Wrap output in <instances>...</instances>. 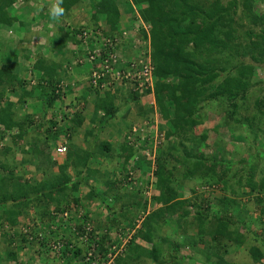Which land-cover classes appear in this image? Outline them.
<instances>
[{
  "label": "trees",
  "instance_id": "obj_1",
  "mask_svg": "<svg viewBox=\"0 0 264 264\" xmlns=\"http://www.w3.org/2000/svg\"><path fill=\"white\" fill-rule=\"evenodd\" d=\"M87 1L86 8L92 11L93 17L105 19L109 27L107 34L110 36L105 33L104 37L109 44L114 45L115 49H112V52H118L116 49L118 37L115 36L119 33L118 25L121 20L119 0ZM132 1L130 5L137 9L139 14L134 16L133 23L140 22L145 26L139 32L144 40L149 41L151 48L155 77L154 95L156 106L163 119L167 121L165 135L167 143L157 150L155 158L154 175L157 177L156 188L159 194L153 200L157 206L146 214L139 233L135 236V239L140 238L150 247L147 248L131 240L127 250L116 256L114 264H134L146 258L152 260L154 264H165L166 246L176 255L180 254L184 247L191 249V255L187 254L182 258H190L199 264H239L226 259V254L230 252L228 247L230 244L243 246L247 236L241 228L249 230L240 218L242 209L236 196L238 192L229 184V176H232H228L230 167H225L220 161H216L215 164L208 163L206 166L207 162L203 160V154L197 152L196 147L208 139V135L205 133L197 137L192 132L204 121L202 110L206 101L218 99L233 101L246 96L249 92L252 81H255L254 68L244 64L243 58L251 56L257 61L255 55L259 54L264 59V13L253 11V6L258 0H243L241 7L238 0ZM16 2L17 0H0V25L10 27L16 22L17 17L11 12ZM83 2L84 0H63L65 13L62 17L67 16L74 7L83 5ZM240 8H243L241 10L245 15L243 11L242 14L237 12ZM244 9L248 11V15ZM245 19L248 20L246 25H249V29L246 28L244 35H241L237 27ZM258 25L260 29L252 28ZM86 29L81 27L60 33L57 40L58 49L64 48L66 38L78 44V35ZM97 29L101 30L99 27ZM244 37L247 39L245 44ZM254 38L260 41L257 42ZM19 57L15 55L10 64L0 65V142L7 137L11 138L10 145L0 148V211L3 212V215L0 213V228L5 227L4 224L10 227L5 236L10 244L12 245L15 238L13 230L18 227L21 218L29 213V210H34L35 206L42 205L43 220L53 219L51 224L53 232L62 228L65 221L59 219L55 213H65L66 208L63 207V203L68 206L69 197H72L73 192L79 191L80 187L89 188L87 199L100 202L109 213L112 208L105 204L106 198L120 194L119 191L123 188L125 191L120 196L123 198L121 208L124 210L130 208L132 212L133 210L146 212L148 204H145V197L128 191L131 187L124 184L126 179H135L132 174L135 168L129 169L133 151L138 148L135 145L129 146L122 142L118 147H114L109 141L100 142L97 136L95 143L91 145L92 151H83L72 142L69 144L66 160L62 165L57 166L55 162L49 164L50 157L47 153L51 141L57 138L59 140L62 134H67L72 139L73 133L82 128L86 118L82 112H76L70 121V127L53 130L60 120L59 115L54 112L52 119L49 120L51 126L46 127L43 136L44 126L38 125L42 119H34L32 114L25 113V109L29 100L35 95L47 96V104H43H46L48 109L54 108V103L61 97V92L56 91H62L61 79L57 75L59 65L44 57H38L31 69L39 71L41 75L36 78V84H33L31 80L20 77L16 72L19 67ZM29 57L30 55H24L23 58L27 61ZM233 69L236 70L235 74L228 75L234 71ZM222 73L227 74V77L221 84L215 86L214 83ZM126 84L128 86L126 90L124 89L125 93L119 94V90L116 94L106 92L105 97L96 100V114L102 111L103 116L94 115L91 120L93 125L102 127L115 117L121 108L117 103L118 100L125 98L126 101H139L142 98L143 95L137 92L135 87L129 82ZM14 95H18V101L8 99L9 96ZM260 112L264 117L262 108ZM258 131L260 133L263 130L258 129ZM95 132L91 128L86 132V138L89 135L93 137ZM258 133L255 137H258ZM30 134L32 137H29ZM141 139L139 132L134 143L137 144ZM188 143H193L194 146L189 147ZM18 147L23 154L20 163L14 159L10 160L12 156H16L14 149ZM95 152H99L102 158L113 159L112 161L122 166L118 178L113 169L108 168L106 164L101 168L92 167L91 159L94 158ZM137 155L140 160L148 162L140 152ZM221 157L225 158L224 155ZM45 162L46 164L43 165ZM34 163L38 164L35 165L36 172L41 173L45 178L41 181L34 179L31 184L27 180L23 181L17 170L21 168L20 166ZM56 166L58 172H53ZM123 168H126L125 175L122 174ZM250 168L244 186L255 194V203L261 206L260 213L264 215V177L256 179V167ZM243 171L247 173L246 170ZM89 179H94L100 186H90ZM185 179L202 180L204 186L212 189L223 183L233 196L223 191L225 194L215 199L219 203L218 208H212L210 204L207 205L206 199H201L202 194L196 195L194 187H191V197L182 196L181 184ZM232 180L233 183H240V186L243 179L240 180L236 174L232 176ZM75 202H79V199L76 198ZM52 205H54V213L50 212ZM247 212L248 210H245L243 213L247 214ZM167 222L180 228L182 232H186L188 225L197 227L198 242H190L193 238L184 237L186 241L180 243L163 234ZM97 228L99 229L100 226L98 225ZM95 233L88 234V240L83 243L91 248L93 242L92 248L97 247L100 258L106 247L109 248L105 244H110L111 240L106 232L101 238ZM42 244L44 246L45 242ZM199 244L203 248H198ZM262 244L264 246V238ZM74 249L71 250L75 251L74 256L81 257L82 249ZM249 253L254 264H261L264 261V252L260 247L251 246ZM63 254L65 255V252ZM6 256L8 259H17V254L12 250H9Z\"/></svg>",
  "mask_w": 264,
  "mask_h": 264
},
{
  "label": "rangeland",
  "instance_id": "obj_2",
  "mask_svg": "<svg viewBox=\"0 0 264 264\" xmlns=\"http://www.w3.org/2000/svg\"><path fill=\"white\" fill-rule=\"evenodd\" d=\"M127 1L130 4L131 2H133L132 0H127ZM238 1L240 2L239 6L241 7L242 5L241 1L243 0H238ZM22 2H23L22 4L19 3V8L23 6L22 10H26L27 8H31V7H32L30 9L31 11L36 10V7H34L35 0H23ZM81 6L83 7V9L85 8L86 13L91 15V12H88L87 11L88 9L86 8L88 7L87 0H85L83 5ZM131 7L133 9L132 17L134 18V16L135 17L139 16L137 9H135L132 5ZM241 9L243 8H240L237 11L239 14H242L243 10ZM245 11L248 15V11L247 10ZM253 11L259 14L264 13V0H258L253 6ZM42 14H45V12H42ZM243 14L245 15L244 11ZM46 15H49L48 12ZM247 22L248 20L246 19L240 22L241 25L237 27L239 30V34L244 35V31L247 30L246 28L249 29V25H246ZM244 25L246 26L242 27ZM57 26L47 29L48 32L47 35L45 34L46 36L45 40L42 41L45 42L44 47L48 46L53 49V52L55 53L54 54L55 59L56 58L60 59V56L62 55L61 59L65 61L67 50L63 48L61 50L63 52L60 53L59 55L56 51L57 49L55 50L54 47L55 44L52 43V41H50L53 39L57 40L56 39L58 34L57 31L61 32V29L64 28L63 24H60V28H57ZM2 27H4L5 31H8V26H2ZM74 27H80V28L84 27L92 32L98 31L97 23H94L92 19L91 21L86 22L85 24ZM74 27H72V30L74 29ZM144 27L145 26L144 25L142 26L140 22L134 24L132 30L133 32L131 33V35L136 36V34H140L141 32H139V30ZM45 28L46 26L44 21L38 22L36 20H33V22L30 23L28 22L26 25L23 24L21 28L18 27V29L15 30V35L19 37L24 36V38L21 41H16L15 43H12V41H10L7 44L11 49H14V50L10 49L11 51L15 52V54L13 53V55H18V57L20 56L19 58L21 59V61H22V57H24L25 55V52H28V55L30 54L29 59L27 61H23L22 66H24V68H21L22 71L21 77H25L24 75L27 74V76L25 77L27 78V80L33 81L36 77H38L37 75L34 76L32 75L33 77H31L28 74V72L30 70L29 68H32V64L39 57L40 54V53L38 54L39 47H37L38 49H36L37 44L35 43V41L36 39L40 40L41 36L39 35L41 34L39 33L41 31L43 32ZM252 28L260 29V26L259 25L258 27L253 26ZM100 31H101V37H104L105 35L103 31L102 30ZM0 35H2V32H0ZM144 39L143 36L141 35L140 39L137 40L140 42L139 49L142 50L151 49L148 48L149 46L147 45V40ZM254 40L257 42L260 41L258 38H254ZM246 42L247 39H245L244 37V44ZM69 45L71 47V54H75L74 57L78 61L81 58L79 43L77 44L71 42V44ZM4 49H6V45L3 46L0 45V53H2ZM34 49L37 50L36 55L33 54ZM41 51L45 52L44 54L46 56H50L52 58L51 60H53V55L49 54L50 52H46L45 48L41 49ZM122 56L127 58L124 54ZM255 56L257 57V61L253 60V57L251 56L243 58L244 64H249L254 68L255 81H252L253 83L247 95L233 101H229L227 99H218L216 101H211V102L206 101L207 103L204 105V110H202L203 111L202 118L204 119V121H202L200 125L196 126L192 132L193 135L197 137H200L205 133L208 135V139L204 140L200 145L196 147V151L199 152L200 154H203L204 156L203 160L204 161L206 160L207 162L205 164L206 166L208 163L215 164L216 161H220L223 165H225V167L227 166L230 167L229 170L231 171L229 172L228 176L229 175L236 176L237 174L240 180L243 179L241 181V185L239 186L240 183L239 184H236L235 182L233 183L232 176H229L230 177L229 184L231 188H234L238 192V195L236 196H238L237 200L239 201V204L241 205V209H242V214L240 218L245 222V226L249 230L246 231L244 230V228H241V230L244 231L245 232L244 234L247 236L245 240V244L243 246L238 247L236 245L230 244L228 247V250L230 252L226 254V259L230 260L231 262L239 263V264H254L251 255L249 253V248L251 246H258L264 252V246L262 244V239L264 238V234H263L264 215L260 213L262 208L261 206L259 207L255 203L256 200L255 194H252L249 188L244 186L245 178H247V174L251 169L250 167H254V166L256 167V171H255L256 179H260L261 177H264V119H263L264 117H262V113L260 112V108L264 110L263 107L264 106V59L259 54ZM11 57L12 55H9V58ZM233 62L235 63L236 61ZM77 66L79 67L80 64ZM235 71L236 70L231 71L228 75L231 76L234 75ZM226 77L227 74L222 73V75L219 77V79L216 80L214 85L217 86L221 84ZM121 85L122 84L120 82H118L116 85L117 89L119 90L118 92H120L119 94L125 93L124 89L126 90L128 86V84L126 86L124 85L121 86ZM67 89L68 87L65 88L66 91ZM209 91L211 92V90ZM124 102H125L124 99H122V100H118L117 103L118 105L123 106ZM32 103L34 104L33 107L26 108L25 111L27 112L28 110H34V112L31 113L33 115V118L38 120L42 119V121L38 125L44 126L42 127L43 136H44L46 127L51 126L49 120L52 119L51 117L53 113H49L48 111L47 113L43 112V104L41 105L38 102L37 103L32 102ZM64 107L65 106L62 107L63 110ZM74 109L79 110L78 104L74 106ZM158 111L159 108L158 110H155V108L153 109L154 118L156 121L157 120L159 121L160 129L163 131L161 132L164 133L167 127V121L162 118V116L158 113ZM21 113H23V111ZM121 126L122 125L120 124L119 127ZM137 128L140 129L139 126H137ZM258 129H261L263 131L258 133L259 132ZM53 130L56 129L54 128ZM120 130H122V128ZM130 131H131V127L125 132L126 133L125 136H127L128 138L131 135ZM257 133H258V137L257 136L255 137ZM146 134H150V133L147 132ZM8 138L9 137H7V139L4 141L3 143L4 146L10 145L11 138L10 139ZM71 140L72 139H70L69 135L62 134L61 138L57 140V142L60 144L67 143V145L69 146ZM99 141L101 142L102 140L100 139ZM52 143L53 144L51 147H53L54 150V147H56V142L53 141ZM166 143H167V139L165 137V140L162 141L160 148L165 146ZM188 144L189 147L192 145L194 146L193 143H188ZM156 155L152 156L151 159L148 160V162L150 163L146 161L139 162V167L136 168V170L139 171L136 172L137 173L136 175L138 176L137 183L135 184L132 183L131 186L130 184L132 182L131 180L129 179L124 180V184L126 183L131 187V189H129L128 191L133 193H139L141 194L140 196L143 195L145 197V204H148V209L153 205V201L151 199L152 195H149V192H153L154 194L157 193V190L154 186L157 180V177L154 175V172L156 170L155 169L156 164H154ZM222 155H224L225 157V158L223 157L224 159H222L221 157ZM15 158L16 159L19 158L18 154L17 156H12L10 160L11 161L13 159L15 160ZM98 164L99 166L105 164L108 165V168H110L111 170L113 169L116 178H118V174H120L122 168V166H119L120 164L116 163V166L115 165L111 166V161L109 162L105 161L104 163L101 161L95 162V166L97 165L96 167H98ZM56 167L53 169V172H56L57 170ZM117 169L118 171H116ZM243 170H246L247 173L244 172ZM122 171H123L122 174L125 175L126 168H123ZM108 173L111 172L108 171ZM240 174L243 176L241 177ZM147 177L148 180H146ZM30 179H31V173L29 172L27 180L30 181ZM88 184L90 186L98 185V183H96L94 179H89ZM181 185H182L183 197H191L192 196L191 187H194L196 195L202 194L201 199H206L208 201L207 205L210 204L211 207L215 209L218 208V204H219L218 201H216L215 199L220 198L221 195L223 196L225 194V192L223 191H226L227 194L233 196V194L229 192L228 188L223 183H219L218 186H214V188L212 189L207 186H204V181L202 180L192 181L190 179L188 180L185 179V181ZM99 186L100 184L98 185V187ZM101 188L105 189L104 187ZM89 190H90L89 188L80 187L79 191L73 192L72 197H69L70 203L68 206L67 204H65V202L63 203V207L66 208L65 210L66 214L64 212H61L59 214L55 213V214L57 215V217H59V219L61 218L63 221H65L64 222L65 225L58 230L55 229V232L52 231V225H51L53 224V219L48 218L46 220H43L41 216L42 205L35 206L36 208H34V210H29V213H27L25 216H23V218H21L20 225L23 228L22 229L20 228L19 230V225H18L17 229L13 230V235L15 236L14 238L15 240L13 239L12 245L8 241L7 237H5L7 234L6 228L4 229V227H1L0 228V264H92V262L86 260V258L88 252L94 248V247L92 248L93 242H91L92 243V246H90L91 248H88V244L84 245L85 241L88 240L89 237L88 234L92 232L94 233L96 232L95 234L97 235L98 238H101V236L104 235V232H106L110 236L111 242L110 244L106 243L105 246H109L110 248L114 243L117 245L120 244L121 246L122 243L126 241V239H127L126 241L127 245L125 244L126 246L122 248L123 251L127 250L130 244V242H128L129 239L130 240L132 239V241L135 240L136 243L143 245L147 248L150 247L148 243L144 242L140 238L135 239V236L139 233V230L142 226L143 218L141 217V215L143 213H141V211L138 210H133L132 212L130 208L128 210H124L123 208H121L123 198H120V196H122V192L125 191L123 188L121 189V191H119L120 194L117 193V195L114 194L111 197L106 198L105 204L107 206L108 205L111 206L112 208L111 213H109L104 207V205L100 204V202L97 203L95 201H89L87 199V193ZM76 198L79 199V202H75ZM245 210H248L247 214L243 213ZM50 212L51 213L55 212L54 205L50 207ZM1 214L3 215V212ZM85 215H87L88 217L86 218ZM98 225L100 226L99 229L97 228ZM86 227L90 228L91 231L84 230L85 231L84 233L82 229H86ZM15 232L17 235H15ZM163 232H164L163 234L168 235L170 238L180 243L186 241L185 239H190V237L193 238L190 239L191 240L190 242H198L199 239V236L197 235V227L193 225H188L186 232H182L180 228L175 227V225H170V223L167 222L166 226L163 229ZM184 237L186 238L184 239ZM91 239L95 240L93 238ZM54 240H60L63 244L62 246L63 250L61 256L53 252V250H51V246L50 247L48 246V244H51V242H53ZM208 240H210L209 237ZM42 242H45L44 244L45 247L43 246ZM197 247L203 248L201 244L197 245ZM73 248L75 249L81 248L83 251L82 257L76 258V256H74L75 251H71L73 250ZM95 249L96 250L94 254H96L98 251L97 247ZM165 249H166L165 250L166 258L164 259L166 262L165 264H199L190 258L187 259L182 258L187 254L191 255V251H190L191 249L189 248H185V247L182 248L180 254L177 255L174 252H172L171 248H168V246H166ZM9 250H12V252L14 251L17 254V261H14L16 259L7 258L6 255ZM63 252H65V255L63 254ZM171 254L172 257H170ZM134 264H154V262L146 258L144 260L135 262ZM261 264H264V261Z\"/></svg>",
  "mask_w": 264,
  "mask_h": 264
},
{
  "label": "crops",
  "instance_id": "obj_3",
  "mask_svg": "<svg viewBox=\"0 0 264 264\" xmlns=\"http://www.w3.org/2000/svg\"><path fill=\"white\" fill-rule=\"evenodd\" d=\"M84 2H85V0H84ZM53 3H55V0H35L34 7H36V10H32V11L30 10L32 7L27 8L26 10H22L23 6L20 8L17 6H14L12 8V13H13V15H15L17 17L16 22L12 26L8 27V31H5L4 27H2V25L0 26V32H2V35H0V45H2V46L6 45V49H4V51L2 53H0V63L1 64H10L11 60L15 56V55H13V53L15 54V52L11 51L14 49H11L7 44L10 41H12V43H15L16 41H21L24 38V36L19 37V36L15 35V30H17L18 27L21 28V26L23 24L26 25L28 22L29 23L33 22V20H36L38 22L44 21L46 28H45V30H43V32L41 31L39 33V34H41V35H39V36H41L40 40L36 39V41H35V43L37 44L36 49H38L37 47H39V50H38V54L40 53L39 57L40 56L44 57L45 59L59 65V70H57V75L59 76V79L65 81L63 84V88L68 86L67 91L66 92L64 91V95H62L60 97V99H58L54 103V106H53L54 108L48 109V107L46 106V104H47L46 103V97H42V95H39V96L35 95L33 97V99L29 100L27 108L33 107L34 104L32 102H36V103L38 102L39 104L42 105L43 101H44V103H46V104H43V112H46V113H47V111L49 113L55 112L57 115H60V113H62L61 116L59 117L60 120L58 121V124L55 127V129L59 128V127H62V128L70 127L71 126L70 121H71L72 117L74 116V114L76 112H79V113L82 112V114L85 116L86 120H85L82 128L79 129L76 133H73L71 143L73 142L83 151L89 152V151L93 150V147L91 148V145H93V143H95V138L97 139V136H98L99 140L101 139L102 141H104V140L109 141V142H111V144L114 145V147L115 146L118 147L119 144L122 143L124 138H125L126 130H128L132 126V124L138 125L139 127H141L143 132H147V129L145 128V123L147 122V120L149 118L154 116V112H152L151 110L153 107L156 110H158V108L156 107L157 104L153 106V104H155V100H154V96H152V95L146 96L145 98H141L139 101H129V100L126 101L124 98V101H125L124 105L120 108V111L115 115V117H113L104 126L102 125V127H99L97 124L93 125L91 120L94 117V115L95 116L97 115L99 117L103 116L102 111H100L98 114H96L95 103H96V100L98 98L105 97V93L101 92V90H96V89H93L90 87L88 78H89V73L91 70V65L87 64V65L79 66V67L77 65H75V63H74L75 58H74V55L71 54V47L69 45V44H71V42H69L68 45H66L67 51H66V59L64 61L61 59L62 55L60 56V59H57V58L55 59V57H54L55 53L53 52V49L48 47V46L44 47L45 42H43L42 40H45V37H46L45 34L47 35V32H48L47 29L56 27L57 25H58L57 28H60V24H63L64 28L61 29V32L57 31L58 34L63 33V32H68V31L72 30V27L85 24L86 22L91 21V19L93 20L94 23H97V27H99V28L101 27L100 29L103 31L104 34L108 33L109 27L106 24L104 18L98 17V16L96 18H94L92 16L91 10H87L88 12H91V15H90V14L86 13L85 8L83 9V7L80 5L77 7H74L68 13L67 16L60 17L58 20L53 22L50 19L49 15H46L51 4H53ZM118 6H119V9L121 12V20H120V23L118 25V32L119 33H116L117 35L115 36V37H118L117 46H116V49L118 50V52L116 51V53L117 54L119 53V55L124 54L127 57V59L142 57L141 54L143 55L145 52H147V49L146 50L139 49L140 42L137 40L140 39L142 34L141 33L136 34V36L131 35V33L133 32L132 31L133 25L135 24V23H133V17H132L133 16V9L127 0H119ZM42 12H45V14H42ZM103 23L105 26L103 25ZM77 28H80V27H74V29H77ZM12 34H14V35H12ZM107 35L110 36V34H107ZM50 41H52V43L55 44V39L50 40ZM43 48H45L46 52H50L49 54L53 55V60H55V61H52L51 60L52 58L50 56H46L44 54L45 52L41 51V49H43ZM36 49H34V51H33L34 55H36V53H37ZM62 52L63 51L58 49L59 55ZM9 55H12V57L9 58ZM23 55H24V53H23ZM25 55H28V52H25ZM23 61H25L23 57H22V61L20 58L18 59L19 66L20 65L21 66L18 67L16 72L19 73L20 77H21V72H22L21 68H24V66H22ZM29 69H30V71L28 72V74L31 77H33L34 75H37L38 77H40L41 73H39V71H36V70L32 71L31 68H29ZM24 76L26 77L27 74H25ZM33 84H36V83H33ZM9 97H10V99H12L14 101H18V95L17 96H15V95L9 96ZM77 104H78L79 110L74 109V106H76ZM63 106H65L64 107L65 111L62 109ZM21 111H22V109H21ZM33 112H34V110H28L25 113L31 114ZM120 124L122 125L121 127H119ZM91 128H93L96 131L95 135L93 137L89 135V137L86 138V132L88 130H90ZM121 128H122V130H120ZM159 128H160V125L158 123L157 126L152 127V130H157ZM29 137H32L31 134L29 135ZM8 139H10V138H8ZM57 140H58V138H57ZM57 140L54 141V142H56V146H58L60 144L57 142ZM4 141L0 142V146H1L0 148L5 147L3 145ZM52 142L53 141H51V144H50V147H49V150L47 153L48 156L50 157V160H48L49 164H52L53 162H55L57 160L53 154V147H51L53 144ZM26 148L28 149V147H26ZM14 150L16 151L15 155L17 156V154H18V156H19V158H17V159L15 158V161H18L20 163V161L23 158V154L21 153L19 147L15 148ZM65 160H66L65 158L60 159V160H58V162H55V163H57V166H60L65 162ZM48 161H46V162H48ZM91 161H92L91 165L93 168H95L97 166V165L95 166V164L93 165V163H95L97 161H101L103 163L105 161H108V162L111 161V166L116 165V163H114V161L102 158V156L99 152L98 153L95 152L94 158H92ZM34 162H38V161H34ZM46 162L43 165H45ZM35 165L37 166L38 164L37 163H34L33 165H29V164L26 165L25 164L24 166H20L21 168H19L17 170L19 177L23 181L27 180L28 179V173L30 172L31 173V179H30V181L27 180L29 183L32 184L34 179H37L38 181L43 180L45 178V176L41 175V173L39 174L36 172V170H35L36 166ZM56 168H58V167H56ZM96 168H101V166H99V164H98V167H96ZM56 172H58V169L56 170ZM70 172L72 173L71 170H70Z\"/></svg>",
  "mask_w": 264,
  "mask_h": 264
},
{
  "label": "built area",
  "instance_id": "obj_4",
  "mask_svg": "<svg viewBox=\"0 0 264 264\" xmlns=\"http://www.w3.org/2000/svg\"><path fill=\"white\" fill-rule=\"evenodd\" d=\"M98 37H101L100 30L92 32L87 29L83 30L79 36L85 46L84 50L88 51L89 61L94 63L98 60L100 62V66L93 70L90 77V83L94 88L99 90H105L115 87L118 82H120L124 86H126V83L129 82L141 95H145L148 92L154 91V68L151 62L150 53H148L147 59H133L130 61L121 60L117 56V53H113V55H111V53L108 52L109 55H106L107 57H102L103 51L107 49L111 51L112 49H114V45L109 44L105 37H101L100 40L103 44V48L99 47L96 50H91L89 48L91 40H95ZM144 55H146V53H144ZM118 64H120L121 66L117 69L116 66ZM137 130L138 129L136 127L133 129L134 132H136ZM159 140L160 139L156 137V145L159 144ZM67 153L68 149L65 145H61L56 150L57 157L61 159L66 158ZM86 230L91 231L90 228L87 227ZM129 240L128 242H130ZM126 241H124L121 246L120 244L117 245L114 243L111 248H106L103 253V256L100 258L97 253L94 254L96 249L93 248L88 252L86 260L91 261L92 264H114L116 256L120 254V252L123 251L122 248L127 245ZM48 246H51V250H53V252L57 253L60 256L62 255L63 244L60 240H54L53 242H51V244H48Z\"/></svg>",
  "mask_w": 264,
  "mask_h": 264
},
{
  "label": "clouds",
  "instance_id": "obj_5",
  "mask_svg": "<svg viewBox=\"0 0 264 264\" xmlns=\"http://www.w3.org/2000/svg\"><path fill=\"white\" fill-rule=\"evenodd\" d=\"M23 0H17V2L14 4V6H17V7H19V3L20 4H22L23 2H22ZM63 5V0H55V3H53V4H51V6H50V8H49V10H48V14H49V17H50V19L53 21V22H55L56 20H58L60 17H62L63 15H64V13H65V8L62 6ZM13 6V7H14ZM88 30V29H87ZM81 34V33H80ZM80 34L78 35V38H79V36H80ZM58 35H57V40H58ZM92 39V38H91ZM101 37H98L97 39H95V41H94V39H92L91 40V43L89 44V48L91 49V50H96L97 48H103V44H102V42H101ZM57 40H55V49H57L56 51H57V53H58V44H57ZM69 42H72V41H70V39H66V45H68V43ZM66 45L64 46V49L65 50H67V47H66ZM73 45V44H72ZM147 45L149 46V41H147ZM148 48H150V46L148 47ZM85 49V46H84V44L82 43V40L79 38V50L81 51V58L77 61V59L75 58V60H74V63H75V65H79L80 64V66H84V65H87V64H90L91 65V70H90V73H89V78H88V81H89V85H90V87L91 88H93V89H96V88H94L92 85H91V83H90V77H91V74H92V72H93V70L95 69V68H98L99 66H100V62L97 60L96 62H90L89 61V55H88V51L87 50H84ZM115 49V48H114ZM113 49V50H114ZM108 52L109 53H111V55H113V52H112V50L110 51V50H104L103 51V54H102V57L103 56H105V57H107L106 55H109L108 54ZM146 53V55H142L141 54V56L142 57H137V58H129V59H127V58H125L124 56H122V55H119V54H117V56L121 59V60H126V61H130V60H133V59H142V58H144V59H147V56H148V53H150V58H151V49H147V52H145ZM73 55H75V54H73ZM151 62H152V59H151ZM121 65L120 64H118L117 66H116V68L118 69L119 67H120ZM71 67V66H70ZM69 67V68H70ZM37 78V77H36ZM36 78L32 81V83H36ZM155 78V77H154ZM64 80H61V85H60V87H61V90L62 91H59L58 92V90L56 91L57 93H60L61 94V96L62 95H64V91L66 92V90H65V88L66 87H68V86H66L65 88H63V84H64ZM96 90H99V89H96ZM154 90H155V88H154ZM117 91H118V89H117V87H116V85H115V87H113V88H110V89H105V90H101V92H103V93H106V92H111V93H113V94H116L117 93ZM149 95H152V96H154V100H155V95H154V91L153 92H148L147 94H145V95H143L142 96V98H145L146 96H149ZM155 102H156V100H155ZM154 105H156V103L154 104ZM153 105V106H154ZM122 107V106H121ZM156 110V109H155ZM159 114H160V112H158ZM161 115V114H160ZM61 116V114L58 116V117H60ZM163 118V117H162ZM158 123H159V121L157 120H155V118H154V116L153 117H151V118H149L148 120H147V122L145 123V128L147 129V132H149L150 134H146L147 132H143V130L141 129V127H140V129L139 128H137V126L138 125H133L132 124V128H131V135H130V137L128 138L127 136H125V138H124V140H123V142H125L127 145H129V146H133V145H135L136 147H138L136 150H134L133 151V155H132V158L130 159V167H129V169L130 170H132V169H134L135 168V170L134 171H132V174H133V176H134V178L135 179H133V180H131L132 182L130 183L131 184V186H132V183L133 184H135V183H137V180H138V176L136 175L137 173L136 172H139L138 170H136V168H138L139 167V165H138V163L140 162V161H142V160H140V158L138 157V155H137V153L138 152H140L141 153V156L142 157H144L145 156V158H146V160H150L151 159V157L152 156H154V155H156V152H157V150L160 148V145H161V143H162V141H164L165 140V135H166V131H164V133H162L163 131L159 128V129H157V130H152V127L153 126H157L158 125ZM149 126H148V125ZM137 128L138 130L136 131V132H134L133 131V129L134 128ZM150 129V130H149ZM158 131V132H157ZM162 131V132H161ZM140 132V136H141V140L137 143V144H135L134 143V141H135V138H136V135L138 134ZM137 133V134H136ZM156 137H158L160 140H159V144H155V139H156ZM61 145H65L66 147H67V149H68V151H69V148H68V145H67V143H63V144H59L58 146H56V147H54V150H53V154H54V156H55V158L57 159L55 162H58V160H60L61 158H59V157H57V155H56V150L58 149V147H60ZM63 159V158H62ZM154 164H155V162H154ZM140 178V177H139ZM146 180H148V177H147V179ZM147 182H149V181H147ZM156 182H157V180H156ZM156 182H155V188H156ZM125 185L126 186H129L128 184H126L125 183ZM156 190H157V188H156ZM152 193V194H151ZM158 194H159V191L157 190V193H153V192H149V195H152V197H151V199H152V201H153V205L149 208V209H147V211L146 212H143V214H142V218L144 219V217L146 216V214L150 211V210H152V209H154V207L155 206H157L156 204H155V202H154V200H153V198L154 197H156V196H158ZM6 228V231L7 230H9L10 229V227L7 225V227H6V225H5V227H4V229ZM20 228L22 229V226L19 224V230H20ZM15 229H17V228H15ZM132 240V239H131ZM130 240V241H131ZM82 257V256H81ZM80 258V257H79ZM14 261H17V259L16 260H14ZM152 261V260H151Z\"/></svg>",
  "mask_w": 264,
  "mask_h": 264
}]
</instances>
